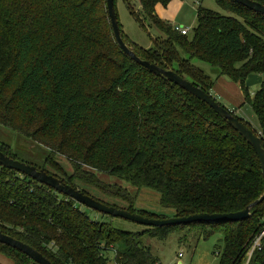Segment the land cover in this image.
Listing matches in <instances>:
<instances>
[{"label":"trees","instance_id":"1","mask_svg":"<svg viewBox=\"0 0 264 264\" xmlns=\"http://www.w3.org/2000/svg\"><path fill=\"white\" fill-rule=\"evenodd\" d=\"M169 1L140 0L141 18L126 0L136 22L143 29L149 22L162 36L151 48L134 44L121 29L122 38L142 59L175 70L209 94L215 82L192 59L217 66L221 75L241 85L260 130L231 112L264 141V80L254 98L247 84L251 74H264V15L234 0H216L227 15L199 4L190 38L158 16L155 6ZM0 125L49 149L38 165L0 141L1 151L10 157L93 196L74 179L84 180L87 187L127 202L124 209L151 218L166 216L137 209L138 192L93 174L117 176L137 190L159 191L160 205L174 209L175 216L231 213L264 194L259 157L250 142L206 102L122 51L106 0H0ZM57 153L74 162L71 176L49 169L57 165ZM83 166L95 172L87 173ZM189 228L205 238L223 234L218 264H246L248 247L264 228V201L241 221L125 231L91 218L74 199L0 164V230L54 264H162L141 243V235L165 239ZM109 251L115 252L113 261ZM247 264H264V237Z\"/></svg>","mask_w":264,"mask_h":264},{"label":"rangeland","instance_id":"2","mask_svg":"<svg viewBox=\"0 0 264 264\" xmlns=\"http://www.w3.org/2000/svg\"><path fill=\"white\" fill-rule=\"evenodd\" d=\"M130 6L136 11L137 14L142 18V7L140 0H128ZM186 2L184 7L180 9V4ZM215 10L221 14L227 15L230 12L226 11L218 4L216 0H170L167 4L158 3L157 11L159 16L165 22L171 24L178 23L179 25H185L189 27L188 36L191 38L194 34V28L197 26V8L198 5ZM115 8L118 15V21L121 25V29L127 38L130 39L136 45L142 46L143 48H151L155 45V38L162 36L155 26H151L149 22L145 23L146 29H143L139 23L136 22L130 8H128L126 0H115ZM183 57H187L186 52H182ZM192 62L197 67H201L214 82H220L221 87L218 92H212L211 96L217 99L224 106L225 101H231V99H242L240 108L236 109L239 117L243 118L249 125L256 131L260 130L259 120L256 112L253 110L252 105L249 101L246 102L243 96L241 85L238 82L230 80L228 77L220 74V69L217 66H212L210 63L199 60L198 58L192 59ZM263 74H252L247 78V84L249 86V96L254 98L255 93L260 89L261 82L263 80ZM220 80H224V83ZM225 100V101H224ZM227 107V106H225ZM0 141L6 142L11 145L15 152L23 159L42 165L45 157L49 154V149L37 141H32L22 135L21 133L15 132L4 125H0ZM55 160L57 165L51 169L55 174L60 177L71 176L75 172L74 162L63 153L55 154ZM83 169L87 173L92 171L87 166H83ZM94 176L108 184H118L122 187L127 188L132 193H137L136 202L134 206L137 209L149 210L155 214L165 215L166 217H172L174 209L165 208L159 203L160 193L159 191L152 190L148 187H142L138 189L131 184L129 181H125L117 176L108 175L103 172L96 171ZM75 178V177H74ZM79 188L84 187L90 192L95 198L101 199L107 204H117L122 208L127 207V202L117 199L110 198L102 191L96 190L92 187H87L84 180H78ZM91 218L103 221H111L116 227L121 228L125 231L143 232L146 228L145 225H141L137 222L126 220L116 216L104 215L99 211H95L90 207L81 205ZM140 241L143 245L150 247V250L160 258L162 264H218L219 257L217 252L222 250L223 247V234L214 233L209 238L200 236L195 229H180L174 230L165 239L152 237L148 233H143L140 237ZM114 251H109V257L113 261ZM181 254V255H180ZM0 264H35L32 261H27L24 258L14 254L8 249L0 246ZM245 264V263H243Z\"/></svg>","mask_w":264,"mask_h":264},{"label":"water","instance_id":"3","mask_svg":"<svg viewBox=\"0 0 264 264\" xmlns=\"http://www.w3.org/2000/svg\"><path fill=\"white\" fill-rule=\"evenodd\" d=\"M241 5H245L257 13H262L264 15V4L258 3L253 0H234ZM106 8H108V14L110 22L113 27L114 38L120 49L127 53L134 61L138 64L140 63L144 67L148 68L151 72L162 76L163 78L171 81L183 89L190 91L195 97L206 102L215 112H218L222 117H224L228 124L233 127L238 133L253 146L257 157H259L261 172H263L264 179V141L260 138L258 134L254 132L248 125L239 119L233 112H231L227 107L221 104L217 99L211 96L202 88H199L193 82H190L187 78H183L175 70H165L159 67L155 63L152 64L149 61L142 59L128 46L124 38L121 36V26L118 21V15L115 8V0H106ZM0 164L8 168L14 169L21 172L22 174L36 179L39 182L52 187L55 191L67 195L68 197L74 199L77 203L83 204L87 207L92 208L95 211H99L104 215L110 217L116 216L126 220H131L137 222L141 225L148 227H158V226H174V225H189L191 223H204V222H219V221H241L247 219L251 210L254 206L262 203L264 201V194L252 201L248 207L243 210L234 211L231 213H195L189 216H175L165 217V218H151L146 215H142L137 212H132L115 205H109L105 202L94 198L93 196L80 191L74 186L65 183L61 178L49 174L45 170L39 168L37 165H32L25 161H19L2 152L0 149ZM0 243L3 245H8L17 251L26 254L30 257L36 264H54L52 263L44 254L36 250L30 244L25 241L16 239L7 233H3L0 230Z\"/></svg>","mask_w":264,"mask_h":264},{"label":"built area","instance_id":"4","mask_svg":"<svg viewBox=\"0 0 264 264\" xmlns=\"http://www.w3.org/2000/svg\"><path fill=\"white\" fill-rule=\"evenodd\" d=\"M173 28H174L175 31L181 33L182 35L187 34L188 31H189V27L182 26V25H179V24H174ZM263 80H264V76H263ZM263 237H264V228L260 232V234L251 242L250 246L248 247L249 249H248V252H247L246 264L250 261L251 256L253 255L254 251L256 249H260L261 240H262Z\"/></svg>","mask_w":264,"mask_h":264},{"label":"crops","instance_id":"5","mask_svg":"<svg viewBox=\"0 0 264 264\" xmlns=\"http://www.w3.org/2000/svg\"><path fill=\"white\" fill-rule=\"evenodd\" d=\"M186 2H182V3H179L180 4V9H182L183 7H184V4H185ZM157 6V5H156ZM155 6V7H156ZM198 9V8H197ZM156 12H157V14H158V11H157V7H156ZM158 16H159V14H158ZM160 17V16H159ZM161 18V17H160ZM164 21V20H163ZM174 24H178V23H174ZM173 24V25H174ZM183 26V25H182ZM185 26V25H184ZM188 27V26H187ZM252 75V74H251ZM264 75V74H263ZM220 81H222V82H224V83H227L226 81H224V80H220ZM221 85V83L218 81V82H215V86H214V88L212 89V92H215V93H217L218 92V90H219V88L221 87L220 86ZM225 101V100H224ZM241 103H242V99L240 98V99H231V101L229 102V101H225V106H227V108L230 110V111H234V112H236L237 110L236 109H238V108H240V105H241ZM237 113V112H236Z\"/></svg>","mask_w":264,"mask_h":264}]
</instances>
